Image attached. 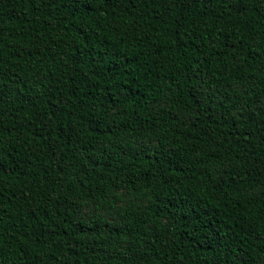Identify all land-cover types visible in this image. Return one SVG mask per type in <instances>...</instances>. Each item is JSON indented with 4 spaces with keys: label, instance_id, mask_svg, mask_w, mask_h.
I'll return each mask as SVG.
<instances>
[{
    "label": "trees",
    "instance_id": "1",
    "mask_svg": "<svg viewBox=\"0 0 264 264\" xmlns=\"http://www.w3.org/2000/svg\"><path fill=\"white\" fill-rule=\"evenodd\" d=\"M0 264H264V0H0Z\"/></svg>",
    "mask_w": 264,
    "mask_h": 264
}]
</instances>
